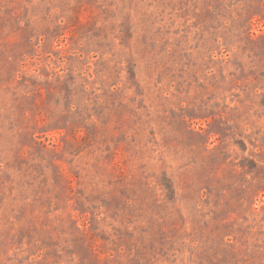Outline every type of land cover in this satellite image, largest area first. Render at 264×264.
Returning a JSON list of instances; mask_svg holds the SVG:
<instances>
[{
    "label": "rangeland",
    "instance_id": "1",
    "mask_svg": "<svg viewBox=\"0 0 264 264\" xmlns=\"http://www.w3.org/2000/svg\"><path fill=\"white\" fill-rule=\"evenodd\" d=\"M0 264H264V0H0Z\"/></svg>",
    "mask_w": 264,
    "mask_h": 264
}]
</instances>
